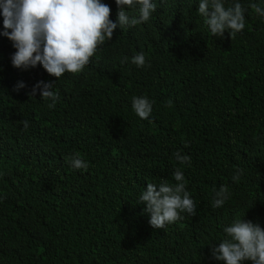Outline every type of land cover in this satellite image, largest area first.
Instances as JSON below:
<instances>
[{
	"label": "trees",
	"instance_id": "16d2710c",
	"mask_svg": "<svg viewBox=\"0 0 264 264\" xmlns=\"http://www.w3.org/2000/svg\"><path fill=\"white\" fill-rule=\"evenodd\" d=\"M102 2L116 22L115 0ZM155 3L147 23L117 27L59 80L13 67L16 49L0 37V264H224L212 249L234 217L264 229V17L249 6L264 2L241 0L245 28L223 36L207 30L198 0ZM139 52L145 67L131 63ZM39 81L54 84V108L31 95ZM139 96L149 119L132 108ZM75 153L87 170L71 166ZM177 168L195 215L155 229L139 196L175 184ZM221 186L231 198L213 208Z\"/></svg>",
	"mask_w": 264,
	"mask_h": 264
},
{
	"label": "clouds",
	"instance_id": "9594fccd",
	"mask_svg": "<svg viewBox=\"0 0 264 264\" xmlns=\"http://www.w3.org/2000/svg\"><path fill=\"white\" fill-rule=\"evenodd\" d=\"M264 2V0H262ZM117 21L110 17V7L102 0H0L2 30L0 37L12 42L16 51L11 56L13 67L29 70L38 65L59 80L65 73H80L90 63L98 47L111 40L113 31L130 29L147 23L156 11L155 0H115ZM255 14L264 17V7L250 3ZM245 7L241 0H198V13L213 36H223L225 31L234 35L245 28ZM10 30V31H9ZM125 57L121 63H125ZM131 63L146 66L143 52L136 53ZM26 84L18 82L16 90ZM54 84L44 81L33 86L31 95L39 91L40 99L54 108L59 99ZM132 108L141 119H149L153 104L143 96L132 98ZM27 120L23 121L26 131ZM69 163L74 169L87 170L88 163L78 153L72 154ZM181 166H191V158L175 153ZM243 174L237 169L232 177L238 181ZM175 184L148 183L139 200L146 205L144 211L150 216L149 223L155 229L165 228L182 219V214L195 215L196 205L186 190L183 171L177 168ZM231 192L226 186L215 191L213 208H223L230 200ZM237 215L223 227L224 238L212 249V256L224 264H264V229L252 221Z\"/></svg>",
	"mask_w": 264,
	"mask_h": 264
}]
</instances>
